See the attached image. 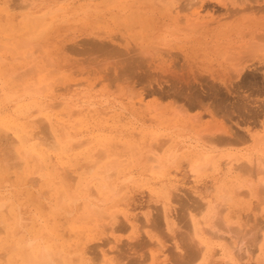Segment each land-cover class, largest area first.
<instances>
[{
	"label": "rangeland",
	"instance_id": "374dc122",
	"mask_svg": "<svg viewBox=\"0 0 264 264\" xmlns=\"http://www.w3.org/2000/svg\"><path fill=\"white\" fill-rule=\"evenodd\" d=\"M257 158L264 0H0V264H264Z\"/></svg>",
	"mask_w": 264,
	"mask_h": 264
},
{
	"label": "bare ground",
	"instance_id": "6f19581e",
	"mask_svg": "<svg viewBox=\"0 0 264 264\" xmlns=\"http://www.w3.org/2000/svg\"><path fill=\"white\" fill-rule=\"evenodd\" d=\"M191 3V2H190ZM172 4V3H171ZM29 104V103H28ZM27 104V105H28ZM26 106V105H25ZM23 110L25 109L24 107L22 108ZM26 110V109H25ZM22 112V111H21ZM5 122V121H4ZM3 124V123H2ZM35 125V124H34ZM40 126V125H39ZM7 127V126H6ZM13 127V126H12ZM19 127V126H18ZM52 127V126H51ZM8 128V127H7ZM15 129V131H16V128H14ZM13 129V130H14ZM53 130H55L54 129V127L52 128V131ZM20 131V130H19ZM55 132V131H54ZM20 133V132H19ZM18 133V134H19ZM44 133V132H43ZM52 133V132H51ZM54 134V133H53ZM48 135V134H47ZM14 136H16V135H14ZM20 136V135H19ZM39 136V135H38ZM41 136H42V134H41ZM57 136V135H56ZM63 136V135H62ZM32 137H34V136H32ZM51 137V136H50ZM37 138H39L40 139V136L39 137H37ZM42 138H44V137H42ZM48 138V137H47ZM53 138V137H52ZM58 139V138H57ZM69 139V138H68ZM21 140H23L22 142H23V144L25 145V143L27 144V145H29L28 147L29 148H31V150L32 151H34L35 153V157L39 160L40 159V161L42 160V161H44V162H46L45 163V165L48 163V160H47V158L49 157L48 155H47V152L45 151V149L42 147L43 146V144L45 145V146H47L46 144L48 143L45 139H42V141L40 142V140H38V139H35V140H38L37 142H34V141H32V139L31 138H25V136H22L21 137ZM52 140V139H51ZM48 141H49V139H48ZM58 141H59V139H58ZM25 142V143H24ZM68 142V141H67ZM10 143V142H9ZM49 143H51V142H49ZM16 144V143H15ZM54 144V143H53ZM53 144H50V145H53ZM57 144V143H56ZM20 145V144H19ZM23 145V146H24ZM56 145L54 144V147H55ZM58 146H59V144H58ZM6 147V146H5ZM48 147H52V146H49L48 145ZM61 147V146H60ZM11 148V146L8 148V149H10ZM13 148V147H12ZM55 148H57V147H55ZM59 148V147H58ZM52 149V148H51ZM53 150V149H52ZM64 150V149H63ZM12 151H14V150H12ZM22 151V150H21ZM23 151H24V148H23ZM30 151V150H29ZM6 152V151H5ZM2 153H4V152H2ZM26 154H28V151H26L25 152ZM25 154V155H26ZM21 155V154H20ZM3 156V155H2ZM1 156V157H2ZM23 156V155H22ZM27 156V155H26ZM48 156V157H47ZM4 157V156H3ZM14 157H16V156H14ZM13 157V158H14ZM22 158V157H21ZM232 158H233V156H232ZM262 158V157H261ZM7 159V158H6ZM15 159V158H14ZM14 159H11V160H14ZM16 159H17V157H16ZM112 159V158H111ZM230 159V158H229ZM19 160V162H20V159H18ZM114 160V159H113ZM15 161H17V160H15ZM14 161V162H15ZM69 161V160H68ZM256 161L258 162L257 163V166H259V169L258 170H264V169H262V167H264V159H256ZM255 161V162H256ZM1 162V161H0ZM3 162V161H2ZM18 161L17 162H15V164L16 163H19ZM110 162H112V161H110ZM109 162V163H110ZM207 162V161H206ZM251 162V161H250ZM22 163V162H21ZM36 163V162H35ZM38 163V162H37ZM108 163V162H107ZM119 163V162H118ZM117 163V164H118ZM5 164V163H4ZM20 164V163H19ZM50 165V164H49ZM54 165V164H53ZM242 165V164H241ZM22 166V165H21ZM39 166V165H38ZM43 167V166H42ZM41 167V168H42ZM38 168V167H37ZM53 168H55V167H53ZM103 168V167H102ZM113 166L111 165V163L107 166L106 165V167L104 168V174L102 175V176H104L103 177V179L104 180H102L103 182V184L102 185H100V189H103V188H107V187H109L108 186V184H110L109 183V178H111V175H112V173H113ZM40 169V168H39ZM52 169V168H51ZM58 169V168H57ZM116 169V168H115ZM53 172V171H52ZM102 173H103V171H102ZM52 174V173H51ZM53 175V174H52ZM262 180H264V179H262ZM80 181H82V179H80L79 180V182ZM108 181V182H107ZM108 183V184H107ZM262 183H264V182H262ZM78 184H82L81 182L80 183H78ZM107 184V185H106ZM86 186H87V184H86ZM99 186V184L96 186V187H98ZM262 186H264V184H262ZM92 187V186H91ZM91 187H89L88 186V188H91ZM111 187V186H110ZM83 188H86L85 186L83 187ZM87 188V189H88ZM262 188H264V187H262ZM93 189V188H92ZM110 189V188H109ZM91 190V189H90ZM93 191H95V190H93ZM262 192V191H261ZM101 194V193H100ZM110 199V198H109ZM227 199V198H226ZM171 201V200H170ZM172 202V201H171ZM226 202V201H225ZM88 204V203H87ZM166 204V203H165ZM206 206V205H205ZM208 207H209V205H207ZM5 207V206H4ZM86 207H87V205H86ZM225 207V206H224ZM209 209V208H208ZM2 210V209H1ZM210 211H211V209H210ZM165 213H166V211H165ZM210 213V212H209ZM208 213V214H209ZM111 214H112V212L110 213V216H111ZM213 216H214V214H212ZM108 217H109V215H108ZM114 217V215L112 214V219H114L115 220V217ZM189 217V216H188ZM212 217V216H211ZM187 218V217H186ZM189 219V218H188ZM114 220H112L113 222L112 223H110L111 224V226H113L114 224H115V221ZM208 220V219H207ZM205 221V220H204ZM3 222V221H2ZM4 223V222H3ZM213 223V222H212ZM2 224V223H1ZM3 225V224H2ZM202 225V224H201ZM17 226V225H16ZM3 226H1V228H2ZM193 227H194V230H196V234L198 233V230H199V227H198V223H197V220L196 221H193ZM0 228V229H1ZM9 228V227H8ZM17 228V227H16ZM113 228V227H112ZM13 229H15V227L13 228ZM1 231V230H0ZM9 231L10 230H8L7 231V233H9ZM15 231V230H14ZM14 231H12V232H14ZM2 232V231H1ZM18 232V231H17ZM201 232H202V229H201ZM16 233V232H15ZM14 233V234H15ZM203 233V232H202ZM19 234V233H18ZM212 234V233H211ZM9 235V234H8ZM7 235V236H8ZM17 235V234H16ZM15 235V236H16ZM200 235V234H199ZM214 235V234H213ZM212 235V236H213ZM219 235V234H218ZM14 236V235H13ZM21 236V235H20ZM212 236H210V237H212ZM215 237H216V235H215ZM214 237V238H215ZM21 241V240H20ZM30 242V241H29ZM205 242V241H204ZM209 242H211L210 240H209V237H208V239L206 240V245H207V243H209ZM226 243V242H225ZM12 246H14V245H12ZM221 246H223L222 248H223V250H225L226 251V253H228V254H232L231 256H229V260H230V263L231 264H240L239 262H240V260H242V257H235L236 256V254H235V252L234 253H232L230 250L233 248V247H231L232 245H228L227 243L226 244H223V245H221ZM197 247H199V246H197ZM26 249H27V247H25ZM36 248V247H35ZM43 248V247H42ZM15 249V248H14ZM38 249H39V247H38ZM40 250V249H39ZM88 250V249H87ZM236 250V249H235ZM26 251V250H25ZM24 249H23V254H24ZM65 251V250H64ZM198 251H199V249H198ZM197 251V252H198ZM40 252V251H39ZM26 253V252H25ZM56 253V252H55ZM88 253V252H87ZM225 253V254H226ZM41 254V253H40ZM51 253H44V254H42V256H41V260H40V262H37V263H34V264H45L46 262H49V256H51V258H52V255H50ZM197 254V253H196ZM234 254V255H233ZM238 254V253H237ZM29 255V254H28ZM39 254H37V256H38ZM227 255V254H226ZM25 257H26V254L24 255ZM197 255H195L194 257H195V260H196V257ZM31 257V256H30ZM194 257H192V259H194ZM32 258V257H31ZM56 258V257H55ZM84 258V257H83ZM191 258V257H190ZM25 259V258H24ZM27 259H28V257H27ZM38 259V258H37ZM53 259V258H52ZM59 260V259H58ZM73 259H71V261H72ZM100 260V259H99ZM194 260V261H195ZM37 261V260H36ZM52 261H55L54 259L52 260ZM102 261V260H101ZM105 261H107V260H105L104 259V263H105ZM28 262V261H27ZM34 262V261H33ZM31 263V262H30ZM29 263V264H30ZM98 263V262H97ZM96 263V264H97ZM191 263H192V261H191ZM27 264V263H26ZM107 264V263H106Z\"/></svg>",
	"mask_w": 264,
	"mask_h": 264
}]
</instances>
